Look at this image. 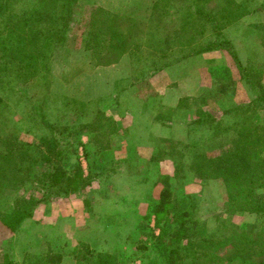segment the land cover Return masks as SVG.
I'll use <instances>...</instances> for the list:
<instances>
[{
    "label": "rangeland",
    "instance_id": "rangeland-1",
    "mask_svg": "<svg viewBox=\"0 0 264 264\" xmlns=\"http://www.w3.org/2000/svg\"><path fill=\"white\" fill-rule=\"evenodd\" d=\"M58 7L59 0H43L37 8L41 18L33 26L51 36L58 34L60 28H52L57 23L43 20L53 17ZM224 7L230 14L220 12ZM239 7L247 13L236 16ZM197 8L207 15H196ZM70 9L66 41L48 51L46 67L38 66L26 78L16 69L0 74V137L14 135L37 143L54 135L67 149L63 172L69 174L80 164L84 174L92 166V172L110 176H96L75 194H52L62 182L51 190L27 184L6 194L9 206L18 195L45 199L17 231L0 223V264L5 255L16 264H28L48 250L63 253L60 264H82L72 254L79 242L99 251H125L133 264H148L150 251L135 248L140 241L152 247L148 230H158V217L149 213L150 205L166 185L177 202L194 203L200 228L212 237L211 264H216V255L223 258L222 264H242L229 259L233 254L229 245L216 242V217L248 227L260 217L221 210L222 182L202 180L187 165L197 147L216 156L242 142L236 124L242 116H246L242 125L256 124L251 133L264 140V103L226 115L225 126L217 130L193 122L202 112L218 116L256 98L227 48L193 52L225 39L222 42L234 48L255 86L264 88V38L255 27L264 24V0H75ZM113 15H118L119 30L129 35V42L117 61L106 64L114 52L96 58L87 53L94 40L91 31L99 29L100 39L109 37L102 26L113 21ZM92 24L98 29H91ZM109 125L116 130L111 132ZM0 202V210L5 209L4 199Z\"/></svg>",
    "mask_w": 264,
    "mask_h": 264
},
{
    "label": "trees",
    "instance_id": "trees-1",
    "mask_svg": "<svg viewBox=\"0 0 264 264\" xmlns=\"http://www.w3.org/2000/svg\"><path fill=\"white\" fill-rule=\"evenodd\" d=\"M42 1L0 0V46L3 55L0 58V74L10 69H16V73H20L22 78H26L29 74L33 75L38 70V66L46 67L48 65L50 60L48 51L53 49L52 47L56 44L66 41V32L72 18L70 8L75 0H59V7L54 16L43 18L44 21L49 20L53 24L57 23L58 26L53 25V29L60 28L57 30L58 34L52 36L43 29L33 26L35 21L41 18L40 15H37V8ZM238 10V12H234L236 16L247 13L240 7ZM221 11L230 14L229 7H224ZM32 12L35 13V16H30ZM195 12L198 16L207 15L201 8H197ZM226 16L227 14L220 15L218 18L224 19ZM113 18V21L102 26L106 28V34L109 36L106 40L100 39L99 25L92 24L91 29L97 28L98 30H90L94 34V40H90L93 44L88 47L89 58L100 57L103 55L101 53L114 52L115 57L107 60L106 64H108L117 61L121 54L120 51L128 49L129 40L127 37L129 35L120 32L118 15H113L110 20ZM94 22L96 21L94 20ZM255 27L258 31L257 35L264 38V24ZM222 41L207 43L205 46L198 47L193 53L206 52L214 48H227L242 77L255 92L256 98L249 100L245 106L241 104L226 108L218 116L202 112L193 118V122L206 125L213 130H217L219 126H225L223 121L226 115H233L241 110L254 108L264 103V88L259 90L255 86L249 69L242 65L234 48ZM124 45L126 48H123ZM96 118L99 120L98 116ZM245 119L246 116H242L240 122H236L239 127L237 134L243 135L242 142L237 145L235 143L232 148H225L216 156H211L201 146L197 147L198 149L191 154L187 169L193 171L196 177L202 180L214 178L222 182L225 200L221 210L232 213L250 212L260 217L258 223L249 227L246 224H227L216 217L214 234H216V242L224 246L229 245L232 248L233 254L229 259H240L242 264H264V154L262 152L264 140L259 137L255 138L251 133L257 128L256 124L242 125ZM101 123L104 124L100 120ZM109 126L111 132L116 130L114 126ZM227 127L230 128V125L227 124L225 128L227 129ZM66 151L67 149L62 147L54 135L42 137L37 143L20 141L14 135L0 137V198H3L6 204V208L0 210V223L4 227L11 231H17L23 221L32 215L35 206L45 199L32 194L18 195L9 206L5 196L11 191L21 190L27 184L36 185L35 187H49L51 190L56 182H62V187L58 191L53 190L52 194H75L91 185L96 176L104 179L110 176V173L104 175L105 171L103 173L92 172V166H88L87 173L84 174L80 164H77L71 173L66 174L61 169V162ZM97 151L96 154L100 156L101 148H98ZM173 194L169 185L160 189L157 199H154L149 210V213L152 212L158 217L156 221L158 230L152 228L148 230V235L153 239L152 247L148 246L146 242L140 241L135 249L150 251L151 257L148 258V264H211L214 261L208 252L210 250L209 241L212 240V237L205 233V228H200V222L194 216V203L191 206L189 202H177L173 198ZM0 205L2 206L1 202ZM72 254L76 261L82 264H133L132 261H129L132 255L126 254L125 251L115 253L99 251L90 247L86 242H79ZM153 254L154 258H152ZM255 257H258L259 260L252 259ZM5 259L4 264H16L11 260L10 255H5ZM62 259V252L48 250L28 264H60ZM222 262L223 258L216 255V264H222Z\"/></svg>",
    "mask_w": 264,
    "mask_h": 264
}]
</instances>
